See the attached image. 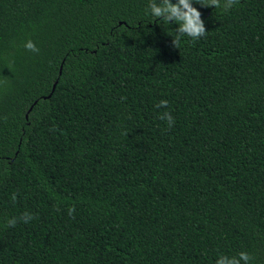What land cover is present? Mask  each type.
<instances>
[{"label": "trees", "instance_id": "trees-1", "mask_svg": "<svg viewBox=\"0 0 264 264\" xmlns=\"http://www.w3.org/2000/svg\"><path fill=\"white\" fill-rule=\"evenodd\" d=\"M148 3L0 0V264H264V0Z\"/></svg>", "mask_w": 264, "mask_h": 264}, {"label": "clouds", "instance_id": "clouds-1", "mask_svg": "<svg viewBox=\"0 0 264 264\" xmlns=\"http://www.w3.org/2000/svg\"><path fill=\"white\" fill-rule=\"evenodd\" d=\"M198 3L203 7H215L222 12H229L234 5L239 3V0H177L174 4L172 0H149L148 6L145 9L147 15L160 20L163 24L170 25L175 22L179 27L174 31L173 44L175 47H179L182 38L188 37L191 41L195 42L207 35L205 23L202 19V13L193 7V3ZM23 47L30 52L39 53L40 49L31 40H27ZM8 84L7 78H0V87H4ZM157 109H167L169 107L168 100H161L155 106ZM6 119V117L4 118ZM158 119L165 121L167 127L170 130L175 125V119L170 111H164L158 115ZM11 199L15 202L17 199L16 194H13ZM75 207L73 206L68 210L69 216L74 218ZM36 217L28 212L21 214L19 217L8 218L5 227H15L18 223L24 224L30 223ZM254 257L247 251H241L236 256L228 257L221 255L216 264H251Z\"/></svg>", "mask_w": 264, "mask_h": 264}, {"label": "water", "instance_id": "water-1", "mask_svg": "<svg viewBox=\"0 0 264 264\" xmlns=\"http://www.w3.org/2000/svg\"><path fill=\"white\" fill-rule=\"evenodd\" d=\"M55 87H56V85L54 86V88H53V89H55Z\"/></svg>", "mask_w": 264, "mask_h": 264}]
</instances>
